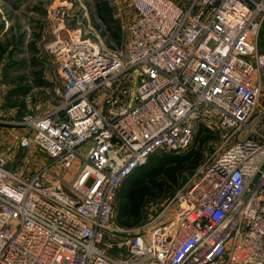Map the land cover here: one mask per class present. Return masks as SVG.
<instances>
[{
  "label": "built area",
  "instance_id": "2783aa9c",
  "mask_svg": "<svg viewBox=\"0 0 264 264\" xmlns=\"http://www.w3.org/2000/svg\"><path fill=\"white\" fill-rule=\"evenodd\" d=\"M189 3L132 0L125 60L59 32L61 104L11 120L47 161L25 175L0 150V264H264V0ZM200 125L224 143L172 218L112 227L124 180Z\"/></svg>",
  "mask_w": 264,
  "mask_h": 264
},
{
  "label": "rangeland",
  "instance_id": "374dc122",
  "mask_svg": "<svg viewBox=\"0 0 264 264\" xmlns=\"http://www.w3.org/2000/svg\"><path fill=\"white\" fill-rule=\"evenodd\" d=\"M176 1L183 6L190 5L189 0ZM20 2L23 3L19 5V10H16L15 5L9 7L0 1V25L3 27V30H0L2 76L0 90L8 99L2 109L7 110V115L10 112L9 106L10 110L14 109L8 120L14 118L20 120L26 112H34L37 115L49 113L61 104L62 100L57 91L62 89V82L58 77V62L54 57L53 46L57 35L64 29L81 31L85 38L101 44L103 48L122 60L126 59L130 24L135 17L132 0H21ZM106 9L121 26L123 34L120 41L111 37L115 24H106L102 21L109 15ZM261 38V41H264V28ZM39 79L44 80L47 85L37 86ZM199 127L208 129L205 125ZM199 127L196 128L191 145V147L195 145L194 148L197 151L199 149L202 155L199 167L193 171L180 172L176 183L171 182L165 175L158 176L152 183L136 181L132 186L133 189L144 188L150 194L144 198L141 205L143 217L140 223L134 224V220L131 219L128 221L131 225H122L118 216V201H116L117 210L112 227L135 228L142 233L144 231L148 237L155 226L172 218L179 207L177 200L172 202L177 193L189 184L198 169L224 143L225 133L210 129L208 130L212 132V138H207L208 136L202 133L200 141L207 139L203 143L200 141L195 143ZM22 132L20 127L0 128V150L8 159L9 169L31 175L40 164L47 161V156L38 149L20 147L19 137ZM88 149L89 144L82 154L85 155ZM165 154L173 153L156 152L157 156ZM162 185L164 190H158Z\"/></svg>",
  "mask_w": 264,
  "mask_h": 264
},
{
  "label": "trees",
  "instance_id": "16d2710c",
  "mask_svg": "<svg viewBox=\"0 0 264 264\" xmlns=\"http://www.w3.org/2000/svg\"><path fill=\"white\" fill-rule=\"evenodd\" d=\"M108 13V17L104 18L102 21L106 24H115V28L111 33V37L116 41H120L123 34L121 26L119 22L114 19L111 12ZM36 84L37 86L41 87L47 85V83L41 79H39ZM24 91L23 93L26 94V92ZM197 132L198 133L196 134L195 143L197 141H200V135L202 133H205L208 136L207 138H212V132L204 127H199V130ZM205 140L200 142L203 143ZM194 146H192L187 152L185 151V153L181 155L165 154L157 156L155 153L150 156L149 160L147 161L148 163L137 168L128 178L124 180L119 189V194L117 195V206L119 207L118 216L122 225H131V223L128 222L131 219L134 220V224L140 223V220L143 217L141 214V205L144 201V198L150 195L148 190L144 188L133 189V184L136 181L152 183L160 175H165L171 180V182L176 183L180 172L186 170H196L199 167L200 162L202 161V155L199 149L197 151ZM158 190H164L163 185L159 186Z\"/></svg>",
  "mask_w": 264,
  "mask_h": 264
},
{
  "label": "crops",
  "instance_id": "0c3cea01",
  "mask_svg": "<svg viewBox=\"0 0 264 264\" xmlns=\"http://www.w3.org/2000/svg\"><path fill=\"white\" fill-rule=\"evenodd\" d=\"M0 1L4 2L9 7H12L15 5L16 10H19V5L23 3V2H20L21 0H0ZM189 2H190V0H189ZM0 30H3V27L1 25H0ZM1 80H2V76H1V72H0V85L2 86ZM6 102H8V99L6 96H4V92L2 93V91H1L0 92V117L6 118V119L0 118V128H15L14 126H12V121L10 122V120H8L10 118L9 115L11 114V116H12L14 109L12 108L10 110V106H9L8 111H10V112L8 113V115L6 114L7 110L2 109V107L5 106Z\"/></svg>",
  "mask_w": 264,
  "mask_h": 264
}]
</instances>
